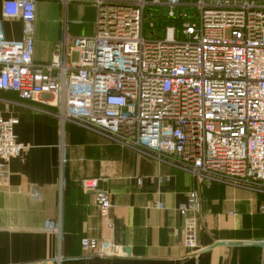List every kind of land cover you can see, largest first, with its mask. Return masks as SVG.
<instances>
[{
	"label": "built area",
	"instance_id": "built-area-1",
	"mask_svg": "<svg viewBox=\"0 0 264 264\" xmlns=\"http://www.w3.org/2000/svg\"><path fill=\"white\" fill-rule=\"evenodd\" d=\"M64 5L70 0H61ZM94 32L68 36L49 61L34 59L37 0H2L1 16L22 21L8 39L0 18V90L56 107L71 122L206 181L264 193V0H89ZM195 6L180 14L182 38L166 26L162 38L144 36L147 4ZM153 27V22H149ZM16 117L0 113V172L20 156ZM98 214L112 207L97 178L81 180ZM158 207H161L157 203ZM196 198L181 203L182 235L195 243ZM264 216V203L260 208ZM58 232L57 226L49 224ZM264 247V240H260ZM96 256L123 254L120 245L83 238Z\"/></svg>",
	"mask_w": 264,
	"mask_h": 264
},
{
	"label": "crops",
	"instance_id": "crops-1",
	"mask_svg": "<svg viewBox=\"0 0 264 264\" xmlns=\"http://www.w3.org/2000/svg\"><path fill=\"white\" fill-rule=\"evenodd\" d=\"M42 1L34 22L37 62L49 61L65 34H92L96 20L89 0ZM1 2L4 35L19 39L22 21L3 18ZM86 4L94 9L81 20L75 14ZM0 97L2 116L18 119L14 132L26 145L0 172V264H264V193L206 181L71 122L61 124L56 107L41 101L48 96L22 100L0 90ZM87 178L110 192L107 218L82 188ZM193 198L199 203L195 251L182 244L178 211ZM82 237L116 243L123 254L93 255L81 246Z\"/></svg>",
	"mask_w": 264,
	"mask_h": 264
},
{
	"label": "rangeland",
	"instance_id": "rangeland-1",
	"mask_svg": "<svg viewBox=\"0 0 264 264\" xmlns=\"http://www.w3.org/2000/svg\"><path fill=\"white\" fill-rule=\"evenodd\" d=\"M43 2L44 1H42V0H37L36 6H38L39 4H42ZM54 2H57V3L60 4V2L58 0H48V1H46V3H48V4L51 3L53 5H54ZM92 9H94V6L92 4H86L84 7H82L80 10H78L76 12L75 16H77V18H79L81 20L85 19V15L92 13V11H93ZM196 9L197 8L195 6H193V5H182V6H179V7L175 6L174 7L175 16L174 17H169L168 14H167L168 10H169V6L167 4H164V3H161V4H147L146 7H145L144 36L145 37H152V38H162L164 36V32H165L166 26L173 25L176 28V37L177 38H182L183 35L181 34V28H182V21H184V19L179 18V15L183 14V13H186L189 17H192L191 18L192 21L196 20V17H194V13L196 12ZM150 21L153 22V25H154L153 27L149 26V22ZM82 27L84 28V26H82ZM0 100H1V97H0ZM1 115H2V113H1ZM137 182H138V184H140L141 183V179L138 178ZM108 194L110 195L109 191H108ZM110 199H111V195H110ZM111 203H112V201H111ZM157 203L160 204V202H156V206H157ZM198 205H199V203H198ZM161 207H162V205H161ZM161 207H158V208H161ZM110 210H109V212H110ZM198 211H199V209H198ZM197 212H196V224H197ZM182 216H183V222H184L185 215H182ZM48 226H47V228H48ZM194 235H195V243H194L193 246H187L184 243V239H183V235H182V244L185 247H187V248H191L193 251L198 249L197 248L196 234H194ZM83 238H89V239H94V240L99 241L98 239L91 238V237H82L81 240ZM260 240H264V238H262Z\"/></svg>",
	"mask_w": 264,
	"mask_h": 264
}]
</instances>
